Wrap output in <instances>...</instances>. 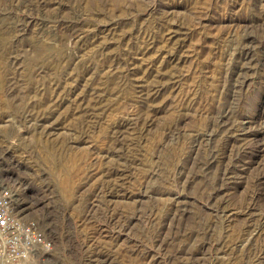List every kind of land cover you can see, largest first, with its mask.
<instances>
[{
  "label": "rangeland",
  "instance_id": "obj_1",
  "mask_svg": "<svg viewBox=\"0 0 264 264\" xmlns=\"http://www.w3.org/2000/svg\"><path fill=\"white\" fill-rule=\"evenodd\" d=\"M0 173L20 264H264V0H0Z\"/></svg>",
  "mask_w": 264,
  "mask_h": 264
},
{
  "label": "built area",
  "instance_id": "obj_2",
  "mask_svg": "<svg viewBox=\"0 0 264 264\" xmlns=\"http://www.w3.org/2000/svg\"><path fill=\"white\" fill-rule=\"evenodd\" d=\"M52 250L53 238L42 219L15 197L0 173V264L26 263Z\"/></svg>",
  "mask_w": 264,
  "mask_h": 264
}]
</instances>
